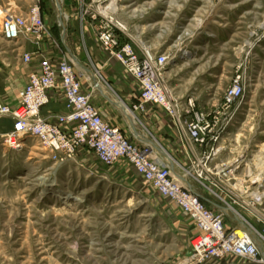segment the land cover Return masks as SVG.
<instances>
[{
    "label": "rangeland",
    "instance_id": "1",
    "mask_svg": "<svg viewBox=\"0 0 264 264\" xmlns=\"http://www.w3.org/2000/svg\"><path fill=\"white\" fill-rule=\"evenodd\" d=\"M117 1L114 22L127 24L135 38L137 27L146 26L143 36L160 46L153 54L169 56L163 78L179 101L172 81L179 87L190 82L199 100L218 101L214 108L236 78L243 80L242 105L203 178L196 165L203 156L180 157L155 143L197 192L228 204L229 226L246 220L259 227L264 221V0ZM37 6L42 18L64 21L71 14L64 0H20L12 8L28 17ZM23 58L0 35V101L5 105L13 82L10 71L1 68L15 63L20 99L26 86ZM10 133L0 134V264H184L190 258L199 230L127 161L109 165L86 150L56 159L36 138ZM237 161L232 176L216 175L221 165Z\"/></svg>",
    "mask_w": 264,
    "mask_h": 264
},
{
    "label": "built area",
    "instance_id": "2",
    "mask_svg": "<svg viewBox=\"0 0 264 264\" xmlns=\"http://www.w3.org/2000/svg\"><path fill=\"white\" fill-rule=\"evenodd\" d=\"M106 3L107 0H90L83 17L89 16L97 22L98 39L103 50L119 62L139 86L137 102L125 106V113L139 124V115L145 114L149 106L165 111L192 145L207 151L196 162L197 168H202L198 177L203 178L205 172H209L207 167L223 150V137L242 105L245 93L243 80L240 77L234 80L220 106L199 110L191 99L183 105L173 96L163 78L170 62L169 56L153 54L149 50L139 54L131 44L123 42L119 33L121 25L114 22L113 13ZM95 5L96 11L93 12L91 9ZM1 10L0 30L8 41L32 35L39 44L43 35L48 33L38 6L28 17ZM31 61L32 55L26 54L24 62ZM56 90L62 91L68 112L43 117L42 109ZM19 103V107L13 108L0 101V117L14 121L9 135L20 139L36 138L56 159L58 155L73 157L80 150H86L109 165L125 160L159 194L175 202L200 232L194 241L192 254L184 264H210L235 259L264 264V221L260 220L262 225L259 227L246 220L229 226L226 202L220 204L219 209L210 207L190 187L188 175H180L173 161L159 155L154 142H146L141 134L136 136L139 143L133 142L120 128L103 119L92 101V94L83 90L80 76L68 59L56 64L44 58L39 71L30 74L27 85L20 92ZM235 164L232 167L221 165L219 170L215 169L218 170L216 175L227 179L240 166L239 161Z\"/></svg>",
    "mask_w": 264,
    "mask_h": 264
},
{
    "label": "crops",
    "instance_id": "3",
    "mask_svg": "<svg viewBox=\"0 0 264 264\" xmlns=\"http://www.w3.org/2000/svg\"><path fill=\"white\" fill-rule=\"evenodd\" d=\"M20 0H3L0 9L9 10L14 14L12 5ZM67 1V3H66ZM90 0H64L66 10L71 14L65 17L64 27H60V20H53L48 16H43L44 22L48 28V33L43 35L39 44L32 35L22 36L16 41H8L4 38L0 30L1 38L13 45L20 55H32V61L25 63V68L21 73L22 79L27 85L29 76L33 72H38L41 61L44 58L58 63L62 59H68L76 69L80 76L83 90L92 94V101L100 111L103 119L111 125L120 128L125 135L133 142L139 143L136 138L137 134L143 135L147 141H153L157 152L163 157L161 148L158 147V141L170 151L176 152L177 156H189L190 158L202 156L198 155V151L202 148L191 144L187 136L182 135L172 118L162 109L149 106L145 114L139 115L141 123L136 124L134 119L127 116L124 107L131 106L137 102L139 94V86L137 82L125 71L124 67L111 58L102 48L98 39V24L91 20L89 16H84V9L89 5ZM87 4V5H86ZM29 6V2L26 3ZM73 12V13H72ZM25 16L24 12L17 14ZM59 21V22H58ZM121 25L122 32L120 37L123 42L131 44L139 54H143L144 50L151 53H159L160 46L144 37L146 26L137 27L139 37H134L129 32V26L123 21H118ZM6 50L7 55L10 53ZM13 52V51H11ZM14 54V52H13ZM24 60V58H23ZM13 61L2 66V70L10 71L9 80L12 81V89H9L7 96L3 97L9 102L11 107H19V91L15 87V67ZM190 82L183 84L182 87L175 85L172 81L173 88L181 96V103L187 105L188 100H194L196 108L199 110L211 109L218 104L217 100H199L192 93ZM193 94V95H192ZM18 98V99H17ZM11 102V104H10ZM65 100L61 90H56L51 94L50 102L42 109L43 117H51L57 114H65ZM135 125V126H134ZM14 121L9 117L0 118V134L4 135L13 130ZM158 140V141H157ZM157 142V144L155 143ZM223 144V143H222ZM221 144V145H222ZM84 150H80V153ZM164 158V157H163ZM190 187L198 191L193 184ZM199 193V192H198ZM202 200L212 208L219 209L212 199L199 193Z\"/></svg>",
    "mask_w": 264,
    "mask_h": 264
},
{
    "label": "bare ground",
    "instance_id": "4",
    "mask_svg": "<svg viewBox=\"0 0 264 264\" xmlns=\"http://www.w3.org/2000/svg\"><path fill=\"white\" fill-rule=\"evenodd\" d=\"M109 10L112 12V13H116L118 10H119V7H118V1L117 0H115V1H113L112 3H111V5H109ZM2 11V10H1ZM1 15H2V12H0V18H1ZM133 119H134V117H133ZM135 126V125H134ZM258 199H259V201L260 200H262V196L261 195H259L258 196Z\"/></svg>",
    "mask_w": 264,
    "mask_h": 264
}]
</instances>
